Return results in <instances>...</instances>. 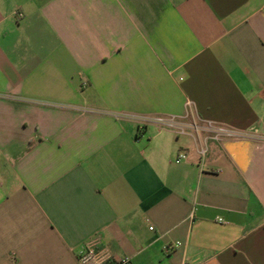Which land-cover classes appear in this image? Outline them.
Wrapping results in <instances>:
<instances>
[{"label": "crops", "instance_id": "1", "mask_svg": "<svg viewBox=\"0 0 264 264\" xmlns=\"http://www.w3.org/2000/svg\"><path fill=\"white\" fill-rule=\"evenodd\" d=\"M87 245L264 264V0H0V264Z\"/></svg>", "mask_w": 264, "mask_h": 264}, {"label": "built area", "instance_id": "2", "mask_svg": "<svg viewBox=\"0 0 264 264\" xmlns=\"http://www.w3.org/2000/svg\"><path fill=\"white\" fill-rule=\"evenodd\" d=\"M139 121L144 124H153L161 130H169L175 133L176 135H184L187 131H193L194 135H198L200 130L207 131L212 134V139L215 141L220 140H239L246 139L249 137L248 134L237 131L234 129H229L224 126L214 125L213 123H207L203 127H199L195 123L185 124L184 122L175 119L174 117H140ZM206 148L201 147L199 149V155L201 159L205 157ZM185 158V155L178 154L175 159V163H179ZM179 243H174L171 246L165 247V251L173 250L177 248ZM77 260L79 264H130L129 257L122 258H110L107 255L103 254L102 251H98L95 246L87 245L82 247L77 252Z\"/></svg>", "mask_w": 264, "mask_h": 264}]
</instances>
